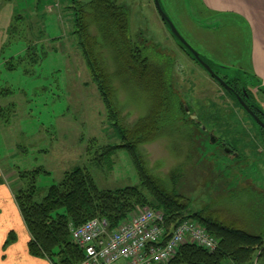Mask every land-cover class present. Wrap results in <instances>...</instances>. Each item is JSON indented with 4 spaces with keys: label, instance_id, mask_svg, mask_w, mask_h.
<instances>
[{
    "label": "rangeland",
    "instance_id": "rangeland-1",
    "mask_svg": "<svg viewBox=\"0 0 264 264\" xmlns=\"http://www.w3.org/2000/svg\"><path fill=\"white\" fill-rule=\"evenodd\" d=\"M159 2L180 35L214 73L220 79H236L264 114V92L257 90L251 73L260 71L259 67L264 72L253 59L257 41L264 38V13L260 12L264 0L249 2L251 11L258 12L257 19L247 13L250 8L243 5L244 0ZM116 3L126 10L130 36L144 55L154 63L170 62L179 98L191 106V118L206 128L202 133L190 116L179 115L173 125L165 126L164 136L138 147L143 169L163 188L188 200L190 214L213 211L224 223L264 240L263 131L183 51L160 19L153 0ZM72 4V0H0V264L6 263V249L12 245L3 246L6 235L14 231L16 241L21 237L15 223L22 220L13 201L22 184L20 173L41 170L37 202L66 172L76 168L86 170L102 190L140 185L125 149L103 156L106 146L120 141L72 36V16L67 9ZM91 33L96 35L94 28ZM50 39H56L57 51L51 50ZM44 52L47 54L42 55ZM101 59L108 73H114L111 53L104 51ZM112 79L119 122L132 126L147 116L150 100L132 85ZM225 144L238 157L227 155ZM146 209L151 210L139 208L129 218ZM189 221L214 239L216 246L213 250L194 243L182 246L216 250L218 241L196 221ZM107 229L111 231L109 226ZM163 229L165 236L164 225ZM254 264H264V259Z\"/></svg>",
    "mask_w": 264,
    "mask_h": 264
},
{
    "label": "trees",
    "instance_id": "trees-1",
    "mask_svg": "<svg viewBox=\"0 0 264 264\" xmlns=\"http://www.w3.org/2000/svg\"><path fill=\"white\" fill-rule=\"evenodd\" d=\"M72 2L67 7L72 16V36L76 39L77 49L107 112L110 125L120 141L118 145L106 146L103 156L111 157L118 149H125L138 172L140 185L102 190L86 170L76 168L66 172L57 184L49 187L45 197L37 202L36 182L41 170L20 173L22 184L14 192L13 201L29 237L28 254L49 264H80L84 260V253L70 240V224L81 226L93 219H103L110 230H114L129 219L134 210L148 206L163 214L165 239L181 223L193 220L218 241L217 249L212 252L195 245H184L167 264H254L264 259L262 236L241 230L232 223H224L212 215L213 211L203 209L190 214L188 200L173 190L163 188L145 172L137 152L138 147L164 136L165 126L173 125L179 115L190 116L191 106L185 105L177 94L170 62H152L144 55L143 48L133 42L127 12L116 0ZM92 28L96 35L91 33ZM55 40L50 39L51 50L57 51ZM106 50L114 59L115 72L112 74L108 73L101 59ZM112 78L121 80L124 85H132L150 100L147 116L132 126L126 127L119 122ZM242 89L248 97L253 98L245 87ZM245 103L248 105V102ZM191 117L193 125H198L200 132H206V128ZM211 137L212 140L217 139L216 136ZM15 241L16 232L10 231L3 246H9Z\"/></svg>",
    "mask_w": 264,
    "mask_h": 264
},
{
    "label": "built area",
    "instance_id": "built-area-1",
    "mask_svg": "<svg viewBox=\"0 0 264 264\" xmlns=\"http://www.w3.org/2000/svg\"><path fill=\"white\" fill-rule=\"evenodd\" d=\"M107 225L103 219L69 225L70 240L84 253L80 264H167L183 244L194 243L209 250L216 246L214 239L189 220L165 239L164 216L150 209L138 212L114 230L108 231Z\"/></svg>",
    "mask_w": 264,
    "mask_h": 264
},
{
    "label": "crops",
    "instance_id": "crops-1",
    "mask_svg": "<svg viewBox=\"0 0 264 264\" xmlns=\"http://www.w3.org/2000/svg\"><path fill=\"white\" fill-rule=\"evenodd\" d=\"M239 1H241V0H239ZM244 2H245L246 5L245 4H243V5L245 7L247 6L248 9L250 8V11L247 10V13L250 14V15L253 14L255 19H257L258 12L257 13H253L251 11V7H249L250 0H244ZM212 6H214V5H212ZM219 8H220V5L218 6V8H216L217 11H220ZM233 10L237 11L238 8L235 6V9H233ZM239 10L242 11L241 8H239ZM260 12H261V14L264 13V6L261 8ZM253 59L258 65H262L264 67V38L263 37H262V39H259L257 41V46L254 49V57H253ZM259 70L261 72L258 71L257 69H254L255 72H251V73H253L254 78L258 81V84L262 88H264V80H263L264 72L262 71V69L260 67H259ZM224 149L230 150V148L228 146H225ZM228 154L229 153H227V155ZM229 155H231V154H229ZM233 156H235V155H233ZM236 156L238 157V155H236ZM15 224H16L15 225L16 229H18L17 231H20V233H21V237L17 238V241L14 242L10 247H8L6 249V256H5L6 263H3V264H49L45 260L31 257L28 254V250H27V243L29 241L28 234H27L23 224L20 221H19V223H15ZM2 242H3V239L1 241V243Z\"/></svg>",
    "mask_w": 264,
    "mask_h": 264
},
{
    "label": "water",
    "instance_id": "water-1",
    "mask_svg": "<svg viewBox=\"0 0 264 264\" xmlns=\"http://www.w3.org/2000/svg\"><path fill=\"white\" fill-rule=\"evenodd\" d=\"M155 8L157 13L160 16V19L162 22L169 28V32L173 35V37L177 40L178 43L181 44V46L184 48L185 51L190 53L192 57L198 62V64L205 69V71L225 90L228 92H231L232 89L225 84L213 71L212 69L202 61L200 58V55L185 41V39L180 35L174 24L169 20V18L166 16V14L163 12V9L160 5L159 0H153ZM243 94H245V90L243 89ZM238 101L241 105V107L248 113V115L251 116V118L264 130V124L262 121L256 117L251 110L247 107V105L238 98ZM226 153L228 150L225 149ZM230 151V150H229Z\"/></svg>",
    "mask_w": 264,
    "mask_h": 264
},
{
    "label": "flooded vegetation",
    "instance_id": "flooded-vegetation-1",
    "mask_svg": "<svg viewBox=\"0 0 264 264\" xmlns=\"http://www.w3.org/2000/svg\"><path fill=\"white\" fill-rule=\"evenodd\" d=\"M221 79H222V81L225 84H227L232 89V91L229 92V94H231L234 97V99L237 101V103H239L238 98H240L242 101L245 99V102H248L247 107L249 108V110H251L256 117H258L259 119L261 118L260 120L264 124V114L254 105V103L252 102L253 98L248 97L246 95V93L243 94V89L241 88V85H238V81H236V79H232V80H227L225 78H221ZM256 84H257V90L260 91L261 93H263L264 92V88H262L258 84V82H256ZM239 89L241 90V93H239ZM251 96L253 97L252 94H251ZM239 105H240V103H239ZM242 110H243L244 113H247L243 108H242ZM258 127H259L260 131H263V133H264V130L259 125H258ZM224 146H227V145L225 144ZM230 151L231 152H229V150H228L227 152H229V154H231V155H235V156L238 155V154H234L235 152H233L232 150H230Z\"/></svg>",
    "mask_w": 264,
    "mask_h": 264
}]
</instances>
